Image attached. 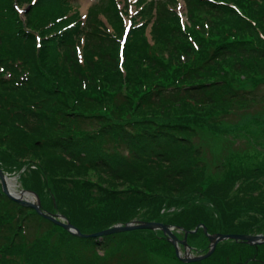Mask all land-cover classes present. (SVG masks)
I'll return each mask as SVG.
<instances>
[{"label": "trees", "instance_id": "16d2710c", "mask_svg": "<svg viewBox=\"0 0 264 264\" xmlns=\"http://www.w3.org/2000/svg\"><path fill=\"white\" fill-rule=\"evenodd\" d=\"M16 1L0 0V168L19 173L44 211L63 214L81 233L137 219L202 224L208 233L264 232V160L249 168L232 154L221 177H206L194 143L197 128L229 134L251 118L240 116L234 126L215 120L234 105L241 109L264 82L252 79L264 64V0H230L242 15L224 0H183L191 17L207 13L208 37L202 25L200 32L179 20L174 0L146 1L153 43L147 24L139 25L122 49L116 35L123 19L113 0L101 3L113 32L97 6L82 21L68 9L75 0H34L22 15ZM158 41L169 56L155 51ZM252 118L264 135V110ZM26 217L44 225L29 248L20 242ZM186 242L208 249L202 226ZM237 248L251 254L232 264L264 261V242L233 240L199 261L174 259L227 264ZM168 249L175 255L160 230L74 235L0 186V264H151L148 254Z\"/></svg>", "mask_w": 264, "mask_h": 264}, {"label": "rangeland", "instance_id": "374dc122", "mask_svg": "<svg viewBox=\"0 0 264 264\" xmlns=\"http://www.w3.org/2000/svg\"><path fill=\"white\" fill-rule=\"evenodd\" d=\"M34 0H29L27 2H19L17 0L15 2L16 6L21 9V11L26 9L29 4H31ZM114 4L118 10L119 16L121 15L123 19V27L121 26V30L117 33V39L118 42L123 44V41L126 37V34L128 31L133 29L134 27H137L139 25H145L146 27V38H148L151 41V44L153 43V38L150 34V27L153 23L154 16L153 11L148 12L145 9L144 3L146 1L150 0H113ZM174 5L172 7L173 12L176 14V16L185 24H193V27L196 28L197 31H200L199 28H202L201 25L204 28V32L200 33L204 36H210L211 35V26L209 21L207 20V13L205 12H198L193 11L192 17L190 15V11L185 5V2L183 0H174ZM220 1V0H216ZM228 3L230 7H232L238 15H242L243 11L238 7L237 4L231 2L230 0H224ZM108 0H77L73 1V3H70L68 6V9L70 13L77 12L80 19L85 20L89 7L91 6H97L96 9L99 12L97 14V17L102 21L104 27L109 32L114 31V18H111V16L105 15L104 6L101 5V3H107ZM223 2V1H222ZM20 11V12H21ZM245 13V12H244ZM22 15V12H21ZM192 23V24H191ZM219 24H224L221 21H219ZM227 26V24H224ZM217 28V27H216ZM249 33V32H248ZM224 35V32H222ZM221 34L218 33L216 37L220 36ZM164 43L158 41L155 43V51L160 54V56H169V54H165L168 50H166L164 47H162ZM83 44L80 45L81 54H84V47L82 51ZM120 47V44H119ZM170 49V48H169ZM259 68L256 67L255 70ZM261 70L256 71L255 78L252 79H262L264 78V64L261 68ZM253 73V72H252ZM250 73V74H252ZM246 76L238 77L239 80H242ZM253 86L247 85L246 88H251ZM255 87V86H254ZM252 95H254V98H251V100L243 105V107L240 109V107L234 105L232 106L231 111L227 112L226 114H218L215 120H221L222 123L226 124L227 126H234L237 125V119L242 116V119L249 118L247 121H245L244 126H242L240 129L234 132H229V134H224L221 131L218 130H210V129H198L197 135L194 137V143L196 146L200 148V157L203 161V167H204V173L206 177H216L222 176V171L226 170L228 168L227 162L230 156H235L238 160H241V164H244L245 166L251 168L256 165V162L260 160H264V135H263V128L259 126V123L253 119L252 117L257 116L262 110H264V82H258L255 88L251 89ZM227 110V109H226ZM229 114V115H227ZM241 119V120H242ZM245 153L246 155H243ZM10 179L13 176H17L15 183L19 189H24V187L21 185V183L18 180L19 174H7ZM244 194H241L240 196H243ZM255 214V213H251ZM32 217L31 219L23 218L20 222L21 227V233L23 237H21L20 242L23 243L24 248H29L32 246L37 238H40V235L44 234V228L43 224L39 223L40 221L37 219H34ZM249 217H245L242 220L248 221ZM240 220V219H239ZM15 219L12 221L14 222ZM39 221V222H38ZM173 231L176 234L177 237H182V229L179 227H173ZM230 239H225L218 241H226ZM17 241V240H16ZM235 241V240H233ZM15 242V241H14ZM241 242V241H237ZM260 244V243H258ZM263 244V242L261 243ZM170 248V247H168ZM178 249L181 252V255L184 254L185 248L182 245H178ZM252 251V249H249ZM188 252L191 254V256H196L203 253V250L200 248H191L188 249ZM242 253L238 248L233 253V259L231 262L227 261V264H232L233 260H238V256H240ZM251 253H246L244 255L249 256ZM8 255V254H6ZM150 258H152L151 264H176L175 263V257L176 255H172V252L170 249L166 251V255H164L161 251H156L155 253L148 254ZM15 257L18 258L16 255ZM6 259H9L6 257ZM14 262L16 261L15 258ZM255 258H252L251 261H254ZM263 259V258H262ZM12 262V264H14ZM16 264V263H15ZM235 264V263H234ZM253 264H264L263 260H259L257 262H254Z\"/></svg>", "mask_w": 264, "mask_h": 264}, {"label": "water", "instance_id": "95a60500", "mask_svg": "<svg viewBox=\"0 0 264 264\" xmlns=\"http://www.w3.org/2000/svg\"><path fill=\"white\" fill-rule=\"evenodd\" d=\"M5 179H7L6 175L0 170V183H1L2 191L5 194H7L11 199L21 203L22 205H28L32 207L43 217L49 219L53 223L63 227L64 229L68 230L69 232L75 235L82 236V237H85V236L96 237V236L107 235L110 233H115V232H120V231H129V230H134V229H151V230L159 229L167 236V240L170 241L174 245L176 256L184 262L198 261V260H201L207 257L212 252L215 244L221 240H225V239L241 240L248 244H257V243L264 241V234H256V235H249V234H243V233H215L212 235L207 234V237L209 239L208 251L203 255L191 256V254L188 252L189 247L186 245L185 237L188 232H193L194 230L185 231L184 239L180 240L172 232V229L174 227L173 225L165 224V223L158 222V221H131L125 224H115L109 228L102 229V230H99V231H96L90 234H84V233L79 232V230L74 225H72L70 222H68L67 219L62 214H53V213L42 211L40 208L39 199L35 195L34 192L30 190H26V189L21 190L29 194H32L35 197V201H29L27 199L13 195L11 192L8 191ZM178 242L183 244L185 247V252L183 256L180 254V251L178 249V244H177Z\"/></svg>", "mask_w": 264, "mask_h": 264}, {"label": "bare ground", "instance_id": "6f19581e", "mask_svg": "<svg viewBox=\"0 0 264 264\" xmlns=\"http://www.w3.org/2000/svg\"><path fill=\"white\" fill-rule=\"evenodd\" d=\"M5 180H6V186H7L8 191L11 192L13 195L21 197V198H25L30 201L34 200L33 199L34 196H32L31 194L25 191L19 190L14 179H5Z\"/></svg>", "mask_w": 264, "mask_h": 264}]
</instances>
